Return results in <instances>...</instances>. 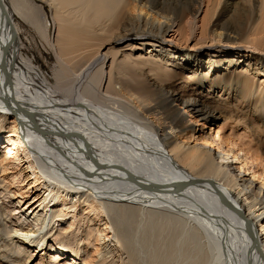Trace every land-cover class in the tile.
<instances>
[{
	"label": "bare ground",
	"instance_id": "1",
	"mask_svg": "<svg viewBox=\"0 0 264 264\" xmlns=\"http://www.w3.org/2000/svg\"><path fill=\"white\" fill-rule=\"evenodd\" d=\"M254 1L208 3L264 11ZM33 2L0 0V264H264L257 29L246 40L207 29L208 9L198 26L200 6L183 24V0ZM47 7L62 74L79 73L81 88L50 86L23 53L16 20L46 29ZM219 120L229 135L205 133ZM80 208L83 243L50 245Z\"/></svg>",
	"mask_w": 264,
	"mask_h": 264
},
{
	"label": "rangeland",
	"instance_id": "2",
	"mask_svg": "<svg viewBox=\"0 0 264 264\" xmlns=\"http://www.w3.org/2000/svg\"><path fill=\"white\" fill-rule=\"evenodd\" d=\"M261 1L262 0H260V1L256 0L254 2L255 3L257 2V3H259V5L262 6L264 3H263V1L262 2ZM27 2L28 3L30 2L28 4V6L26 5L29 9H31V8L33 9V7H31L32 4L35 6V9H38V7L40 6L39 4L34 3L33 0L32 1L27 0ZM191 2L192 3L195 2V4L194 3L192 4ZM183 3H185L187 7L191 8V9H187L188 11H186V12L183 11L184 12L182 15L183 24H185V22L188 20V18L191 17V16H189L190 13H188L189 10H194L193 8H195L196 6L197 7L200 6L202 9V13H200L197 16L196 22H197L198 26H201L202 19L205 21V18H203L204 17L203 12H205V10L208 9L209 17L204 22V25L207 29L208 28L209 29L215 28L214 26L217 25L215 29H218V30H221V28L228 29L229 33H233L232 36H234L235 38H243L245 40L246 39H252L251 34H253V33L255 34L256 29H257V36L255 35V38L256 37H258V38L264 37V35L259 33V31H260L259 29H261L263 27V24H264V18L262 17V16H264V11H262V10H261V12H259V9H257V12H254V11H252L253 9H250L249 8L250 6H248L247 8L243 9V11H241L242 9H237V11L234 12V9H232V10L230 9L227 12L226 10H223V9L217 8V7L212 9V6H211V4L208 3V0H200V1L199 0H186V1L183 0ZM190 4H192V5H190ZM207 5L209 7H206ZM261 6H259V7H261ZM51 11H52L51 8H49V7L46 8V12H47V15L49 17V24H48V26H46V29H44V27H43V29H41V31L37 30V28L33 27L32 25L24 24L23 22H21L18 19L16 20V22L20 28V31H21V39L23 42V53L26 56H28L29 58H31L36 63L37 67H40L43 70V73H44L45 77L48 79L50 86H52V87L58 86L57 88H59V87H61V84H62V86H65V88H66V86H68V85L72 86L71 83H74V85H73L74 89L77 86H79V87H77V89L81 88L82 83H84V79L81 81L80 84L77 83L78 78H79V73L75 74V76H74V73H75L74 71H72L73 73H69L68 74L69 76L67 74H65V75L62 74L61 65L58 62L59 58H57L58 55L56 52L58 48H57V45H55L56 39H57V33H58V29H57L58 26L57 25H59V24H58V22L54 23V21L52 20V12ZM37 13L38 12H36V15H37ZM36 15L34 14V16H36ZM252 20H254V21H252ZM252 26H253V29L255 31H252L253 30ZM56 31H57V33H56ZM137 39H138L137 37H133V41L137 40ZM193 43H190V45H194ZM105 52H106V50L103 52V54ZM105 74H106V69H105ZM58 75H59V77L62 78L60 80L61 82L59 80H57ZM73 80H75V82H73ZM70 81H72V82H70ZM104 84H105V82L103 83L102 88H104ZM74 89H72V92ZM188 119H190V118H188ZM201 123L199 125H201ZM228 124L230 126V122H228ZM199 125L197 126V136L202 135V127H200ZM220 126L226 127V125H224L223 120H219L216 123V125H213V126H211V124H207V126H206L207 129H205V133H208V134L212 133L213 135H216L218 127H220ZM229 126H227L225 128V130H226L225 134L226 135H229L231 133ZM211 127L213 129L212 132H211ZM234 127L236 128L238 135L245 133V131L242 130V127H239V128L236 126H234ZM198 130H199V132H198ZM4 200H6V197L4 198ZM8 209H9V211H11V214H12L13 213L12 210L14 208L8 204ZM77 215H78V218L76 219L77 224L75 226V229L73 230V233H71L70 235H67V236H62V235L61 236H58V235L53 236V238H51V241H50L51 244L50 245H53V247H58V249L62 250L63 252L67 251V252H69V254H71L70 251L72 249L74 250L76 245H78V244L81 245V243H83L84 237H85L86 232L88 230L87 229V221H86L87 219L85 218V213H84V210L82 208H80L77 211ZM66 244L68 246H66ZM63 245H65L69 249H66L65 247H63ZM70 248H72V249H70ZM216 248H217L216 250H218V248H220V246L216 247ZM89 252L91 254L93 251L90 249ZM50 256H51V254L50 255L48 254L47 256L35 257L31 264H50V259H51ZM83 260H84V258H81V259L79 258L78 264H84ZM116 261H118V260L115 259V262ZM223 262H225V260ZM92 263L93 264H107V262H105V263L102 262V260L100 258H96L94 262H91V264ZM62 264H72V259L70 258V261L68 259L67 261H64ZM117 264H118V262H117Z\"/></svg>",
	"mask_w": 264,
	"mask_h": 264
},
{
	"label": "water",
	"instance_id": "3",
	"mask_svg": "<svg viewBox=\"0 0 264 264\" xmlns=\"http://www.w3.org/2000/svg\"><path fill=\"white\" fill-rule=\"evenodd\" d=\"M1 11H2V14H4L5 15V13L3 12V8H1ZM5 18L7 19V17L5 16ZM10 25V24H9ZM13 30V32H14V29H12ZM15 35V34H14ZM15 40V37L13 36V41Z\"/></svg>",
	"mask_w": 264,
	"mask_h": 264
}]
</instances>
